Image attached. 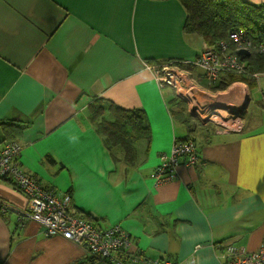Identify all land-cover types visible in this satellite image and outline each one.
I'll return each instance as SVG.
<instances>
[{
	"label": "crops",
	"instance_id": "0c3cea01",
	"mask_svg": "<svg viewBox=\"0 0 264 264\" xmlns=\"http://www.w3.org/2000/svg\"><path fill=\"white\" fill-rule=\"evenodd\" d=\"M186 20L179 0H0V122L20 127L9 129L22 145L19 168L70 195L99 227L120 225L130 254L224 264L222 243L255 251L264 242V117L253 132L243 119L240 130L214 134L178 118L175 93L160 90L146 66L198 56L204 41L184 32ZM228 89L252 102L251 88ZM97 98L144 111L149 139L135 143L130 163L98 132L89 111ZM187 136L200 164L179 165L158 184L163 159ZM4 141L0 127V151ZM0 199L10 206L0 212V264H74L90 256L36 222H20L28 199L8 179H0Z\"/></svg>",
	"mask_w": 264,
	"mask_h": 264
},
{
	"label": "built area",
	"instance_id": "2783aa9c",
	"mask_svg": "<svg viewBox=\"0 0 264 264\" xmlns=\"http://www.w3.org/2000/svg\"><path fill=\"white\" fill-rule=\"evenodd\" d=\"M243 49L251 55L252 42L247 39L245 32H234L229 41H220L214 45L204 43L202 51L193 61H167L146 67L153 74L159 88L172 89L188 107L189 114H195L200 123L205 126L213 124L216 128L219 125L222 131L216 132L229 133L242 128L243 118L239 115L242 106L209 93L213 92L210 87L218 85L226 75H242L247 72L248 57L239 55ZM252 77L259 83L264 79V73H254ZM263 87L264 83L258 86L259 90H263ZM217 108L228 113L224 115ZM21 152L22 145L18 141L5 142L0 151V176L12 181L28 199L27 210L19 214L20 222L23 219L36 222L45 229L48 237H62L83 246L90 256L110 264H180L168 260L151 263L144 257L130 254L131 237L120 225L103 229L81 218L70 195H57L54 190L19 168ZM163 160L164 164L156 172L158 184L172 180L179 165L193 167L201 161L198 146L192 140H175L171 157ZM9 208L0 199V212L8 213ZM221 246L224 264H264V242L256 251H247L233 241L224 242Z\"/></svg>",
	"mask_w": 264,
	"mask_h": 264
},
{
	"label": "trees",
	"instance_id": "16d2710c",
	"mask_svg": "<svg viewBox=\"0 0 264 264\" xmlns=\"http://www.w3.org/2000/svg\"><path fill=\"white\" fill-rule=\"evenodd\" d=\"M179 1L187 12L184 26L186 34L199 36L204 43L214 45L220 41H229L230 35L234 32H245L247 39L253 44L252 53L246 59L247 72L242 75L228 74L218 85L210 87L211 90L225 91L236 82H244L251 89L257 88L252 74L264 73V3L255 5L244 0ZM170 105L178 108L175 110L178 118L190 128L195 118L188 113L183 101L174 97ZM89 111L92 120L96 122L98 132L106 138L108 146L123 148L125 159L130 163L134 157L135 143L141 139H149L150 129L144 111L141 109L129 111L113 104L107 105L105 98L94 99L89 106ZM107 116L111 117L108 119ZM197 122L203 126L202 123ZM13 126L19 127L14 121L0 122V127L6 131V141H15L13 139L17 135L14 133L15 130H9ZM208 130L209 134H214V131ZM188 139L190 138L187 136L184 140ZM190 140L195 142L193 138ZM0 179L7 178L0 176ZM16 189L22 193L18 188ZM80 212L81 218L93 222L87 218L88 216L86 217L85 213L82 215V211ZM145 259L153 263L152 260L146 257ZM96 260V257L88 256L83 263L75 262L74 264H92ZM166 260L172 261L169 259L160 261Z\"/></svg>",
	"mask_w": 264,
	"mask_h": 264
},
{
	"label": "rangeland",
	"instance_id": "374dc122",
	"mask_svg": "<svg viewBox=\"0 0 264 264\" xmlns=\"http://www.w3.org/2000/svg\"><path fill=\"white\" fill-rule=\"evenodd\" d=\"M155 80V79H154ZM255 80V79H254ZM156 82V80H155ZM256 84H257V88L259 85H262V83H264V79L260 80L259 83L258 81H256ZM220 83V82H219ZM237 84H239L242 88H247L248 90L250 88H248V85L244 82H236ZM157 86H158V83L156 82ZM159 88V86H158ZM160 89V88H159ZM167 89V88H166ZM162 90V89H160ZM168 90L171 92V95H173V90L169 89ZM251 92V99H252V102L250 104V106L248 107L247 111H245V113L243 114V119H245V123H246V129L245 131L246 132H253L252 130L260 127L261 123H260V120L262 117H264V99L262 97V94L258 89L254 88V89H251L250 90ZM175 93V92H174ZM209 93V92H207ZM229 93V89H227L226 91H221V92H212V93H209V94H212V95H215L217 96L218 98H222V99H226L228 100L229 102H234V103H238L240 104L241 106L244 105L245 101L242 100V97H238V96H234V94L236 95V90L234 91V94H231V97L228 95ZM174 97H177L179 98L178 96H174ZM180 99V98H179ZM244 99V98H243ZM181 100V99H180ZM183 101V100H182ZM244 101V102H243ZM243 102V103H242ZM188 108V107H186ZM178 110V108H176ZM217 110L224 114L225 113H228V111L226 110H223V109H220V108H217ZM188 113H189V109H188ZM219 118V116H216ZM197 118H195L193 121H192V125H194V127H197ZM200 123V122H199ZM196 125V126H195ZM199 125V124H198ZM205 127V125H203ZM193 128V127H192ZM207 128H209L210 130H214L215 131H222V129H220L221 127L218 125V128H216V126H214L213 124H210V125H207ZM232 129V128H231ZM212 130V131H213ZM191 139V138H190ZM188 139V140H190ZM188 140H178V141H182V142H185V141H188ZM156 177V176H155ZM155 181H156V178H155ZM157 182V181H156ZM260 248V247H259ZM258 250V249H257ZM256 251V250H255Z\"/></svg>",
	"mask_w": 264,
	"mask_h": 264
},
{
	"label": "water",
	"instance_id": "95a60500",
	"mask_svg": "<svg viewBox=\"0 0 264 264\" xmlns=\"http://www.w3.org/2000/svg\"><path fill=\"white\" fill-rule=\"evenodd\" d=\"M239 55H240L241 57H243V58H246V57H249V56H250V52H249L248 50H244V49H243V50H240V51H239ZM250 102H251V100H250V98H248L247 101H246V103H245V105H243V106H244V110H246V109L248 108ZM243 106H242V107H243ZM222 107L228 109L227 106H222ZM190 115H191L193 118H196L195 114L190 113Z\"/></svg>",
	"mask_w": 264,
	"mask_h": 264
},
{
	"label": "flooded vegetation",
	"instance_id": "af4514ba",
	"mask_svg": "<svg viewBox=\"0 0 264 264\" xmlns=\"http://www.w3.org/2000/svg\"><path fill=\"white\" fill-rule=\"evenodd\" d=\"M246 110H244V106L241 108V112H240V117H243V114L245 113Z\"/></svg>",
	"mask_w": 264,
	"mask_h": 264
}]
</instances>
